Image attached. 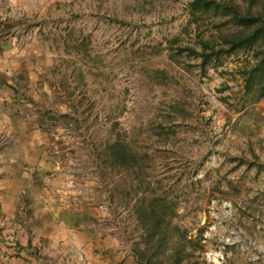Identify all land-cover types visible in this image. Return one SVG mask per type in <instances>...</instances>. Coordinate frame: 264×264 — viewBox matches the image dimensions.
<instances>
[{
  "label": "rangeland",
  "instance_id": "obj_1",
  "mask_svg": "<svg viewBox=\"0 0 264 264\" xmlns=\"http://www.w3.org/2000/svg\"><path fill=\"white\" fill-rule=\"evenodd\" d=\"M189 1L18 0L15 10L0 3V40L11 37L22 53L6 77L24 113L20 128H0V149L36 143V214L41 202L70 208L68 224L96 253L133 251L141 235L134 203L166 194L179 202L197 247L192 260L264 264V98L250 103L237 71L252 54L231 55L204 75L200 58L177 63L167 48L153 52L178 35L194 42V30L184 29ZM117 132L146 156L140 175L102 161ZM22 218L0 220V240L60 264L31 239L16 241ZM77 250L64 260L86 264L88 250Z\"/></svg>",
  "mask_w": 264,
  "mask_h": 264
},
{
  "label": "trees",
  "instance_id": "obj_2",
  "mask_svg": "<svg viewBox=\"0 0 264 264\" xmlns=\"http://www.w3.org/2000/svg\"><path fill=\"white\" fill-rule=\"evenodd\" d=\"M187 13L184 29L194 30V42L185 43L178 35L168 39V46H157L153 52L167 48L177 63H183L182 56L200 58L198 65L204 75L209 66H221L231 55L252 54L254 61L237 71L244 78L250 103L264 98V0H190ZM73 33L69 32L68 38ZM161 131L156 129L155 133ZM100 157L108 168L138 175L146 162V156L122 132L103 146ZM133 213L141 235L132 250L140 264H198L192 260L197 247L181 225L177 200L166 194L143 196L134 203Z\"/></svg>",
  "mask_w": 264,
  "mask_h": 264
},
{
  "label": "crops",
  "instance_id": "obj_3",
  "mask_svg": "<svg viewBox=\"0 0 264 264\" xmlns=\"http://www.w3.org/2000/svg\"><path fill=\"white\" fill-rule=\"evenodd\" d=\"M0 3L5 5L6 10L10 6L12 10H15L18 6V0H0ZM6 15L7 13H5ZM15 44L11 37L0 40V128L2 129L6 128L8 121L11 126L16 124L20 128L17 119H20L19 114H24L23 112L18 113V109H21V99L16 94V86L12 80L6 77V74H12L22 64L20 63L22 53L15 47ZM22 106L25 108L24 104ZM28 116L30 118L29 113ZM4 120L6 123L2 126ZM37 172L39 174V170ZM27 199L28 201H26ZM26 205L27 207H25ZM70 212L71 209L66 206L57 210L50 203L41 202V209L38 213L40 219L37 222L43 219V225L39 226L36 223V216L38 217L36 214V143L14 141L4 149H0V220L13 218L19 213L26 222L25 226L28 228V225H31L32 228L33 236L29 233L26 234L27 228L18 224L17 220L13 224L15 229L23 228L22 231H18L16 236V241L20 245L30 244L31 239L32 244L36 245V249L43 247L44 250H48L47 252H51L57 257L60 264L75 263L74 260L73 262L69 259L64 260L65 255L72 248L76 251H79L77 250L79 248L82 251L88 250L89 258L86 264H140L133 251L120 250L113 255L94 252L93 249L97 245H94L93 241L87 242L86 236L85 240L81 241V235L75 232L77 227L74 229L72 225L68 224L71 219ZM34 221L35 223H33ZM12 231V237H15V231L13 229ZM45 238H49V243L43 245L42 240H46ZM10 249L14 253L12 257H10V253H12ZM30 260L32 264H47V261L42 260L41 257L36 256L35 259L26 256L24 250L18 246L8 247L0 240V264H31Z\"/></svg>",
  "mask_w": 264,
  "mask_h": 264
}]
</instances>
